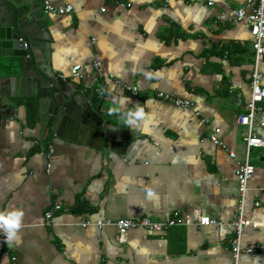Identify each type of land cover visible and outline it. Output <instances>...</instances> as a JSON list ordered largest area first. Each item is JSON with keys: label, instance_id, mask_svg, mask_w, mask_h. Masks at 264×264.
<instances>
[{"label": "crops", "instance_id": "crops-1", "mask_svg": "<svg viewBox=\"0 0 264 264\" xmlns=\"http://www.w3.org/2000/svg\"><path fill=\"white\" fill-rule=\"evenodd\" d=\"M44 1L48 64L79 83L96 107L103 100L109 122L129 140L98 148L47 136L31 98H15L12 115L0 122V209L22 207L25 216L18 244L0 235V264H264V251L236 260L230 246L241 210L257 224L244 228L242 244H264V146L251 149L255 172L244 197L236 176L248 150V128L237 122L245 110L238 95L245 104L251 97L255 50L249 24L230 19L248 0H49L71 4L66 14L46 13ZM96 59L103 74L138 93L104 86ZM76 64L83 66L81 79L72 75ZM259 68L264 78V56ZM160 91L194 106H175ZM126 97L131 102L122 106ZM136 102L146 118L133 130L113 109L123 112ZM216 128L222 145L210 138ZM254 131L264 138L263 128ZM57 204L63 209L48 224L46 213ZM174 214L195 224L123 234L81 224ZM203 216L224 225H201Z\"/></svg>", "mask_w": 264, "mask_h": 264}, {"label": "water", "instance_id": "water-1", "mask_svg": "<svg viewBox=\"0 0 264 264\" xmlns=\"http://www.w3.org/2000/svg\"><path fill=\"white\" fill-rule=\"evenodd\" d=\"M39 0H0V122L22 95L31 98L47 136L114 148L128 142L108 112L85 97L80 84L58 76L48 64L50 38L41 28Z\"/></svg>", "mask_w": 264, "mask_h": 264}, {"label": "built area", "instance_id": "built-area-1", "mask_svg": "<svg viewBox=\"0 0 264 264\" xmlns=\"http://www.w3.org/2000/svg\"><path fill=\"white\" fill-rule=\"evenodd\" d=\"M194 1V0H192ZM255 0H248L247 6L239 8L234 16L230 19L231 21H240L245 20L249 26L253 38V47L255 50V68L252 73L251 81V97L245 104L241 94L238 95V105L245 107L244 111H240L237 115V122L242 126L248 128V132L244 137V141L247 145V156L245 160L238 162V167L236 169V176L240 185V194L242 197L245 196L248 183L253 177L255 172V167L250 160V152L253 147L264 146V138L260 137L255 131V127H260L264 129V82L263 74L260 71V62L264 56V0H259L257 4L254 3ZM210 5L214 4V1L209 2ZM131 4H128L130 6ZM248 7H251L248 10ZM43 8L46 13H57V14H66L70 13L73 10L71 4H66L62 6H57L45 0L43 3ZM94 70L99 79L102 80L104 86H110L113 83L116 85L134 93H138V87L130 86L120 80L113 78L112 76L105 75L102 72V62L99 59L94 61ZM72 75L76 78H83L85 72L81 64H76L72 68ZM63 77V75H62ZM158 97L173 103L175 106L182 108H192L194 102L188 99H184L180 96L160 91L158 92ZM208 119H203V122H207ZM221 128H216L215 131L210 133L211 140L218 145H222V141L219 138V133ZM51 151L53 150L52 145H50ZM50 151V152H51ZM230 156L235 158L236 152L234 150L230 151ZM259 202H257V205ZM62 204L55 205L52 209L47 211L46 219L47 223H51L55 211H62ZM199 224L201 225H215L222 226L224 225L217 220L212 219L209 216H203L200 218ZM82 226L94 225L102 229L105 227H115L120 233H126L132 229L144 228L154 232H165L173 227L181 225H193L195 221L190 217H182L179 214H174L168 218L155 220L151 217L144 216L137 219H126L121 218L118 220H97L95 222L91 220H85L82 223ZM235 229V236L231 239L230 246L233 251L234 258L238 260L243 253H256L264 251V244L254 243L250 246H244L242 244L243 231L246 226L252 225L256 227L257 224L252 223V221L246 216L245 212L241 210L237 219L231 224Z\"/></svg>", "mask_w": 264, "mask_h": 264}, {"label": "clouds", "instance_id": "clouds-1", "mask_svg": "<svg viewBox=\"0 0 264 264\" xmlns=\"http://www.w3.org/2000/svg\"><path fill=\"white\" fill-rule=\"evenodd\" d=\"M131 102L130 97L122 98L121 105H127ZM114 112L120 113L123 122L128 128H139L141 122L146 118L145 107L136 102L134 107L128 108L121 112V108L113 109ZM151 195V193H149ZM25 211L22 207L11 209H0V235H3L4 242L7 244H18L21 240L22 229L24 226Z\"/></svg>", "mask_w": 264, "mask_h": 264}]
</instances>
